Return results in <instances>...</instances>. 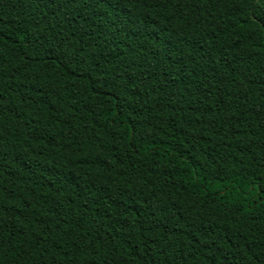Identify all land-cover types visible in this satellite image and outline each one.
I'll return each mask as SVG.
<instances>
[{
  "label": "trees",
  "instance_id": "16d2710c",
  "mask_svg": "<svg viewBox=\"0 0 264 264\" xmlns=\"http://www.w3.org/2000/svg\"><path fill=\"white\" fill-rule=\"evenodd\" d=\"M0 264H264V0H0Z\"/></svg>",
  "mask_w": 264,
  "mask_h": 264
}]
</instances>
